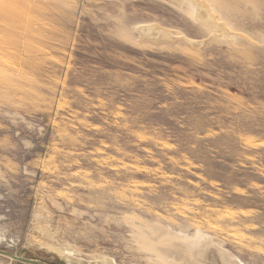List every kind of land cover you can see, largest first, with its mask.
<instances>
[{
    "label": "rangeland",
    "instance_id": "obj_1",
    "mask_svg": "<svg viewBox=\"0 0 264 264\" xmlns=\"http://www.w3.org/2000/svg\"><path fill=\"white\" fill-rule=\"evenodd\" d=\"M0 264H264V0H0Z\"/></svg>",
    "mask_w": 264,
    "mask_h": 264
},
{
    "label": "bare ground",
    "instance_id": "obj_2",
    "mask_svg": "<svg viewBox=\"0 0 264 264\" xmlns=\"http://www.w3.org/2000/svg\"><path fill=\"white\" fill-rule=\"evenodd\" d=\"M173 1V0H172ZM195 2V1H194ZM200 2V1H199ZM203 2V1H202ZM203 4V3H202ZM205 5V4H204ZM197 7V6H196ZM200 7V6H199ZM201 8V7H200ZM199 8V9H200ZM198 9V8H197ZM198 9V10H199ZM202 9V8H201ZM201 11V10H200ZM205 11V10H204ZM195 12H196V9H195ZM207 12V10L205 11V13ZM202 13H203V10H202ZM207 14V13H206ZM204 15L203 14V16H200L199 15V13H198V18H200L201 19V22H203V23H207L208 25H210L211 27L212 26H215L213 23H212V21L214 20V17H212L211 15ZM210 14V13H209ZM197 15V14H196ZM202 15V14H201ZM215 21V20H214ZM217 25V24H216ZM152 26V25H151ZM210 26H209V28H210ZM218 26H219V24H218ZM223 28H224V26H223ZM139 29H140V31H141V34H142V36H144L146 39H148V40H151V41H155V42H157L158 40H161V39H166V38H168L169 36H168V34L166 33V32H164V30L161 32V31H159V33L157 34H154V33H151V30H150V26H140L139 27ZM221 31V30H220ZM205 252H207L206 250H204ZM205 256H207L208 257V255L206 254V253H204L203 254V257H205Z\"/></svg>",
    "mask_w": 264,
    "mask_h": 264
}]
</instances>
